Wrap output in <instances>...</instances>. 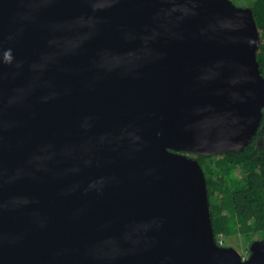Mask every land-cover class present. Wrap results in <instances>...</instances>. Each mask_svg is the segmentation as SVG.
Instances as JSON below:
<instances>
[{"label":"water","instance_id":"95a60500","mask_svg":"<svg viewBox=\"0 0 264 264\" xmlns=\"http://www.w3.org/2000/svg\"><path fill=\"white\" fill-rule=\"evenodd\" d=\"M259 46L231 0H0V264H264L186 155L256 135Z\"/></svg>","mask_w":264,"mask_h":264},{"label":"trees","instance_id":"16d2710c","mask_svg":"<svg viewBox=\"0 0 264 264\" xmlns=\"http://www.w3.org/2000/svg\"><path fill=\"white\" fill-rule=\"evenodd\" d=\"M231 1L252 10L260 36L256 57L264 77V0ZM189 154L205 175L216 242L238 237L249 255V245L264 238V111L256 135L243 150L210 156Z\"/></svg>","mask_w":264,"mask_h":264},{"label":"rangeland","instance_id":"374dc122","mask_svg":"<svg viewBox=\"0 0 264 264\" xmlns=\"http://www.w3.org/2000/svg\"><path fill=\"white\" fill-rule=\"evenodd\" d=\"M222 246L234 248L239 253V255L242 257V259H246L248 257L246 247H245V245H243V243L241 242V240L238 237H231L227 240L223 239V245Z\"/></svg>","mask_w":264,"mask_h":264},{"label":"built area","instance_id":"2783aa9c","mask_svg":"<svg viewBox=\"0 0 264 264\" xmlns=\"http://www.w3.org/2000/svg\"><path fill=\"white\" fill-rule=\"evenodd\" d=\"M220 246L223 245V239L219 240V243H218Z\"/></svg>","mask_w":264,"mask_h":264},{"label":"flooded vegetation","instance_id":"af4514ba","mask_svg":"<svg viewBox=\"0 0 264 264\" xmlns=\"http://www.w3.org/2000/svg\"><path fill=\"white\" fill-rule=\"evenodd\" d=\"M187 156H190V154H189V155H187Z\"/></svg>","mask_w":264,"mask_h":264},{"label":"bare ground","instance_id":"6f19581e","mask_svg":"<svg viewBox=\"0 0 264 264\" xmlns=\"http://www.w3.org/2000/svg\"><path fill=\"white\" fill-rule=\"evenodd\" d=\"M187 155V154H186Z\"/></svg>","mask_w":264,"mask_h":264}]
</instances>
